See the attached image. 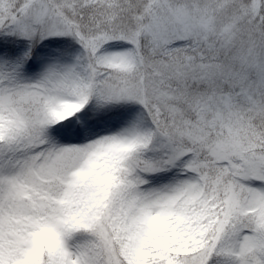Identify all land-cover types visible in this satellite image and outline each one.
Returning a JSON list of instances; mask_svg holds the SVG:
<instances>
[{"label": "snow or ice", "instance_id": "6c2138e0", "mask_svg": "<svg viewBox=\"0 0 264 264\" xmlns=\"http://www.w3.org/2000/svg\"><path fill=\"white\" fill-rule=\"evenodd\" d=\"M0 264H264V0H0Z\"/></svg>", "mask_w": 264, "mask_h": 264}]
</instances>
